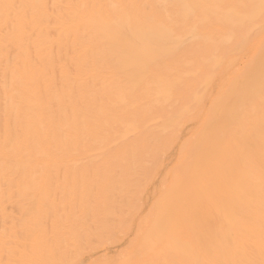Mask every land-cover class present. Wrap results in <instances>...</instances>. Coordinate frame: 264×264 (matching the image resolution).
<instances>
[{
	"label": "bare ground",
	"instance_id": "obj_1",
	"mask_svg": "<svg viewBox=\"0 0 264 264\" xmlns=\"http://www.w3.org/2000/svg\"><path fill=\"white\" fill-rule=\"evenodd\" d=\"M0 264H264V0H0Z\"/></svg>",
	"mask_w": 264,
	"mask_h": 264
}]
</instances>
